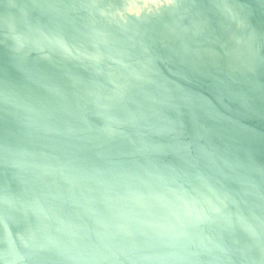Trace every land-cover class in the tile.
<instances>
[{
    "label": "water",
    "instance_id": "water-1",
    "mask_svg": "<svg viewBox=\"0 0 264 264\" xmlns=\"http://www.w3.org/2000/svg\"><path fill=\"white\" fill-rule=\"evenodd\" d=\"M0 264H264V0H0Z\"/></svg>",
    "mask_w": 264,
    "mask_h": 264
}]
</instances>
